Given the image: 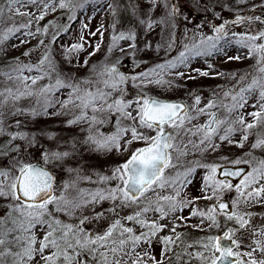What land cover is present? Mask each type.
Listing matches in <instances>:
<instances>
[{
	"label": "snow or ice",
	"instance_id": "1",
	"mask_svg": "<svg viewBox=\"0 0 264 264\" xmlns=\"http://www.w3.org/2000/svg\"><path fill=\"white\" fill-rule=\"evenodd\" d=\"M191 2L211 10L201 0ZM235 5L230 6L233 19L213 24L211 35L203 26L185 32L177 49L175 29L183 13L177 0H147V9L129 0L125 11L135 17L136 26L125 31L116 30L120 0H0V51L13 40L24 45L38 37L43 38L35 47L44 50L36 63L17 58L7 71L0 68V137H7L0 156L12 161L0 168V198L9 202L7 218L0 216V264H165L173 257L175 264L193 259L199 264H264L256 258V253L264 255V227H252L254 214L240 210L264 206V155H255L264 154V29L254 27L255 22L264 24V16L241 14L243 5L253 13L264 8V0L259 5L235 0ZM89 9L107 13L111 24L92 31L93 17L81 22ZM57 11L64 16L40 23ZM191 18L190 12L185 22ZM77 23L76 41L61 43ZM109 28L104 60L89 65ZM154 32L159 38L155 43L149 39ZM97 36L93 43L90 38ZM57 45L69 63L92 49L83 62L88 78L77 80L60 71L53 57ZM233 47L242 55H229ZM149 50L162 53V60L147 65L139 59ZM218 56L226 62L254 60L255 75L219 71L210 62ZM125 60L132 63L131 73L121 70ZM193 61H203L207 69L191 68ZM184 69L199 77L224 78L228 84L206 103L191 92V103L153 94V89L180 87L176 79L197 78ZM49 115L71 117L66 126L79 128L82 135L70 137L69 143L49 133L53 143L39 145L40 159L25 162L21 144L15 142L30 148L37 139L27 130L28 121L19 117ZM222 145L249 151L227 155ZM85 151L115 152L124 159L107 173L89 174L77 161ZM57 168L69 179L58 184ZM197 175L200 195L194 196L190 186ZM230 192L236 195L226 198ZM193 218L196 222L190 223ZM101 220H108L102 232L88 227ZM185 228L216 234L190 240L181 231ZM245 232L254 238L248 245L237 235ZM154 244L161 246L160 259L153 254Z\"/></svg>",
	"mask_w": 264,
	"mask_h": 264
},
{
	"label": "rangeland",
	"instance_id": "2",
	"mask_svg": "<svg viewBox=\"0 0 264 264\" xmlns=\"http://www.w3.org/2000/svg\"><path fill=\"white\" fill-rule=\"evenodd\" d=\"M137 2L140 3L141 7L144 9H147V0H137ZM178 3L181 4V8L183 9L182 15L177 17V27L175 29V35H176V47L177 49L180 48L182 38L185 32H191L194 28H199L203 26L205 33L211 35L212 34V28L211 26L213 24H220L224 20H231L234 18L235 13L231 11V7H236L235 0H201V4L204 7H208L211 10L205 12L203 10V7L194 5L191 0H177ZM129 0H120V23L117 25V31H125L129 28H133L136 26L135 23V17L132 16L130 11H125V9L128 8ZM252 3H255L257 5L262 3V0H252ZM244 11L241 13L243 15H258V16H264V8H257L255 12L249 11V5H243L242 6ZM192 13L191 21L185 22L184 17H187L189 13ZM63 12L57 11L54 14H49L44 21H41L44 24H47L49 21L56 22L60 16V14ZM157 18L161 15L160 10H157V12L154 14ZM89 16L93 17L91 19V30L95 31V29L100 24L110 25L111 24V17L107 15V13L103 14H97L95 12H91V10H87L84 12L82 21L83 22L86 18ZM219 17V18H218ZM15 19L23 21L26 18L24 17H16ZM254 27L256 29H264V24H261L259 22H255ZM80 30V23H77L73 27V32L71 35H66L62 38L61 43L67 45L69 43L75 42ZM137 32H139V29H136ZM236 31H241L242 28H236ZM156 31H159L157 29ZM110 32L111 28H109V31L105 32L104 40L101 45V49L99 52H97L94 56H92L90 59L88 58V52L92 51L91 48H88L87 51L79 53L77 56L73 57L72 63H69L67 60L64 59V56L62 54L63 50L57 45L54 47L53 51V57L57 61L60 71L62 73H65L69 76L74 77L77 80L88 78L90 75L89 67L83 66V62L86 59H89V65L91 64H97L104 60L106 54H107V46L110 41ZM51 34V30H50ZM43 37H38L37 39H40ZM37 39H33L28 44L19 45V41L13 40L10 42V45H5V51H0V60L9 61L12 58H19V60L25 62V63H36L42 53L43 49H37L35 46L37 44ZM93 43H95L99 37H91L90 38ZM149 39L155 43L159 38L155 35V32L149 37ZM139 41L141 46H143V35L141 34L139 36ZM123 43V42H122ZM18 45V46H17ZM30 56H21L23 52L30 51ZM176 53L173 52V55ZM229 55H242L241 50H237L235 47L230 48L228 50ZM119 55V53H117ZM163 54L156 53L154 50H149L146 52H143L140 54L139 59H142L147 62V65H153L155 63H158L162 60ZM14 60H12L13 62ZM211 63H214L216 68L225 73H252L255 75V73L252 72L253 65L255 63L252 59L242 58L240 61H232V62H226L225 58L222 56H218L214 60L210 61ZM7 64V63H6ZM9 64V63H8ZM145 65H142L144 67ZM191 68H200L202 70H206L207 66L204 64L203 61H193ZM5 71L8 70V67L3 68ZM122 71L131 73L132 71V63L130 60H125L123 62ZM136 71H139V69H136ZM186 73H189L191 75L197 76L195 80H188L187 78L184 79H176L175 83L180 85V87H174L173 89L169 91H162L160 89H153V94L159 96L161 99H167V100H182L187 101L191 103V99L189 96V93H193L195 95H199L202 97V103H206L207 100L212 97L214 91H220V86H226L228 84V81H226L224 78H211V77H199L196 73L191 72L190 69H184ZM59 98L61 100L66 99L65 95H60ZM251 110V109H249ZM49 111H52L51 109ZM71 117H66L63 115H49L46 117H39L35 120H31L27 117H19V119L27 120V130L31 133H34L36 135L37 139V145L25 148L23 145V142L16 141L15 143L21 144L22 149V159L25 162H36L40 159L38 153L40 151L39 145H51L53 143L52 140H49L48 134L54 133L56 134L57 138L69 141L70 143V137L75 135H82L80 133L79 128L73 126L68 127L66 126V121L70 119ZM14 123V121H12ZM105 131H110V129L106 128ZM7 137H0V146H6ZM14 147V145H12ZM222 152L227 155H236L241 156L244 153L249 151V148L245 147L244 149L237 148L235 146L230 145H222ZM11 155H15V153H11ZM215 155V154H213ZM255 155L257 157H260L261 155H264L260 153L259 151L255 152ZM124 157L121 156L118 153H109L107 155L105 154H99V153H83V159L81 160L79 157H77V161L80 165L84 167V169L87 171V173L91 174L94 171H102V172H109L112 167L115 165L121 163L123 161ZM77 161H70V166H77ZM12 161L10 160L9 156H0V168L7 167ZM57 175V182L62 183L65 180L69 179L65 171L61 168H57L56 170ZM202 175V174H201ZM201 175H197L195 180L193 181V184L190 186L191 194L194 196L200 195V182H201ZM81 187H88L87 184H82ZM236 195L235 192H230L226 194V198H231ZM201 205H203L205 202L201 201ZM8 204L9 202L7 200H4L3 198H0V216L7 218L8 216ZM109 205L105 203L104 207H108ZM242 212H251L254 215L252 216L251 224L252 227H264V206L261 205H253L250 207H242L240 209ZM124 213H122L123 215ZM187 214V213H185ZM108 220H111V216L108 217ZM108 220H101L99 223H93L90 224L88 227L94 231V232H102L108 223ZM196 219L193 218L190 223H195ZM234 226V225H230ZM181 231L186 232L189 234V239H195V232L191 228H185L181 229ZM206 232V234H204ZM205 232H199L200 235L198 237H203L205 235H215V230L212 231H205ZM167 233H162V235ZM203 234V235H202ZM41 233H37V237L41 236ZM238 236L242 237V243L244 245H248L251 243L253 237L249 236L246 232L245 233H238ZM255 239H259V237H256ZM160 245L154 244L153 246V254L157 256L158 259H160ZM244 250H249L245 248ZM257 259H264V255L260 253H256ZM40 264H43L41 261ZM165 264H175L174 257L170 260H165ZM191 264H199L198 261L192 260Z\"/></svg>",
	"mask_w": 264,
	"mask_h": 264
},
{
	"label": "trees",
	"instance_id": "3",
	"mask_svg": "<svg viewBox=\"0 0 264 264\" xmlns=\"http://www.w3.org/2000/svg\"><path fill=\"white\" fill-rule=\"evenodd\" d=\"M64 16V15H63ZM62 17V16H61ZM60 17V18H61ZM42 25H44V23H42V22H40ZM24 54V52L22 53V54H20V57L21 56H24L23 55ZM12 60H14L15 61V58H12V59H10L9 61H6V60H4V61H2V60H0V68H6L7 66H8V63H10V62H12ZM7 63V64H6ZM193 230V229H192ZM194 232H195V238H197L199 235H200V233L199 232H197V231H195L194 230ZM204 234H206V232L204 233ZM203 235V234H202Z\"/></svg>",
	"mask_w": 264,
	"mask_h": 264
},
{
	"label": "water",
	"instance_id": "4",
	"mask_svg": "<svg viewBox=\"0 0 264 264\" xmlns=\"http://www.w3.org/2000/svg\"><path fill=\"white\" fill-rule=\"evenodd\" d=\"M172 101H181V100H172ZM222 243H230L228 241H222Z\"/></svg>",
	"mask_w": 264,
	"mask_h": 264
}]
</instances>
